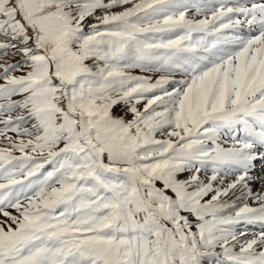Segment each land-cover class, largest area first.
Returning a JSON list of instances; mask_svg holds the SVG:
<instances>
[{"label":"snow or ice","instance_id":"6c2138e0","mask_svg":"<svg viewBox=\"0 0 264 264\" xmlns=\"http://www.w3.org/2000/svg\"><path fill=\"white\" fill-rule=\"evenodd\" d=\"M0 264H264V0H0Z\"/></svg>","mask_w":264,"mask_h":264}]
</instances>
